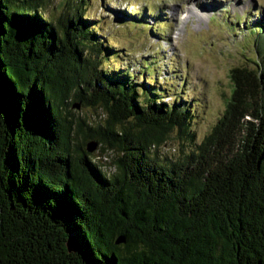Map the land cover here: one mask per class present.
Segmentation results:
<instances>
[{
	"label": "trees",
	"instance_id": "1",
	"mask_svg": "<svg viewBox=\"0 0 264 264\" xmlns=\"http://www.w3.org/2000/svg\"><path fill=\"white\" fill-rule=\"evenodd\" d=\"M85 1L53 18L0 0V264H264L262 33L196 142L190 106L102 67L114 49ZM172 132L193 149L163 157ZM90 141L116 151L111 172Z\"/></svg>",
	"mask_w": 264,
	"mask_h": 264
},
{
	"label": "rangeland",
	"instance_id": "2",
	"mask_svg": "<svg viewBox=\"0 0 264 264\" xmlns=\"http://www.w3.org/2000/svg\"><path fill=\"white\" fill-rule=\"evenodd\" d=\"M86 1L85 15L99 24L100 34L114 49L102 67L130 71L148 89L164 91L163 100L190 106L196 142L225 111L233 86L231 70L246 64L254 68L262 57L257 52L260 44L252 39L260 33L264 37V0ZM64 2L46 0V14L57 17ZM72 112L92 121L97 115L81 106L72 107ZM187 140L172 132L161 147L162 156L176 158L190 151L194 146ZM101 145L94 151L95 159L111 172L117 153Z\"/></svg>",
	"mask_w": 264,
	"mask_h": 264
},
{
	"label": "water",
	"instance_id": "3",
	"mask_svg": "<svg viewBox=\"0 0 264 264\" xmlns=\"http://www.w3.org/2000/svg\"><path fill=\"white\" fill-rule=\"evenodd\" d=\"M77 107H79V105H77ZM96 147H97V143L96 142L91 141V142L88 143V150L89 151L95 150ZM122 241H125V237L124 236L119 237L117 242H122Z\"/></svg>",
	"mask_w": 264,
	"mask_h": 264
},
{
	"label": "bare ground",
	"instance_id": "4",
	"mask_svg": "<svg viewBox=\"0 0 264 264\" xmlns=\"http://www.w3.org/2000/svg\"><path fill=\"white\" fill-rule=\"evenodd\" d=\"M202 1V0H201ZM203 9V8H202ZM213 9V8H212ZM212 9H210V11H212ZM190 11H192V9L189 8ZM208 11V10H207ZM201 15V12H197ZM191 16V15H190Z\"/></svg>",
	"mask_w": 264,
	"mask_h": 264
}]
</instances>
